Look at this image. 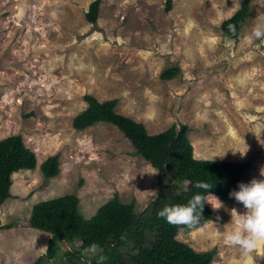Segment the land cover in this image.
<instances>
[{
    "label": "rangeland",
    "instance_id": "374dc122",
    "mask_svg": "<svg viewBox=\"0 0 264 264\" xmlns=\"http://www.w3.org/2000/svg\"><path fill=\"white\" fill-rule=\"evenodd\" d=\"M92 1L0 0V139L20 134L38 160L13 174L12 196L0 205V264H32L46 253L51 234L23 224L39 201L76 193L90 218L118 193L143 213L175 186L115 125L73 127L88 94L117 98V112L150 133L185 123L195 157L250 161L245 183L264 179V41L249 39L264 25V0L252 1L238 37L221 24L242 0H173L169 11L166 0H101L96 22L85 14ZM172 65L180 72L162 79ZM55 154L60 173L47 178L40 165ZM207 200L214 219L178 240L216 248L212 264H248L227 241L246 208L215 194ZM123 239L128 257L136 243ZM253 259L264 264V255Z\"/></svg>",
    "mask_w": 264,
    "mask_h": 264
},
{
    "label": "trees",
    "instance_id": "16d2710c",
    "mask_svg": "<svg viewBox=\"0 0 264 264\" xmlns=\"http://www.w3.org/2000/svg\"><path fill=\"white\" fill-rule=\"evenodd\" d=\"M253 0H242L234 14L221 24L223 32L238 37L252 10ZM101 0H93L86 17L96 22ZM173 7V0H166V10ZM179 65L165 68L161 73L164 80L174 78L180 72ZM88 106L75 116L74 126L83 130L97 122H108L124 133L136 149L161 173L171 172L176 180L175 186L164 189L150 202L143 213L135 210V201L124 202L118 193L105 202L97 212L87 218L80 209V199L76 193L65 194L37 202L29 219L23 224L47 231L45 254L32 264H96V258L87 254L88 246L96 242L103 247L106 260L104 264H212L217 249L199 251L190 244L178 240L180 228L168 223L157 212L165 204L187 203L199 192L208 196L215 194L221 199L233 198L229 193L238 189L240 182L250 168V161H230L226 159L197 158L194 155L189 132L191 127L177 122L158 133H150L142 121L117 112V98L100 101L88 94ZM37 155L28 147L20 134L0 139V205L12 196L13 174L21 170L35 169ZM45 177H56L60 173L59 154L51 155L40 165ZM206 180L212 187L198 189L194 183ZM180 189V190H178ZM210 205L204 203L200 223L191 231L214 219ZM155 232L150 244L145 236ZM124 237L135 241V252L127 257L124 250ZM68 245L64 249L62 245Z\"/></svg>",
    "mask_w": 264,
    "mask_h": 264
},
{
    "label": "clouds",
    "instance_id": "9594fccd",
    "mask_svg": "<svg viewBox=\"0 0 264 264\" xmlns=\"http://www.w3.org/2000/svg\"><path fill=\"white\" fill-rule=\"evenodd\" d=\"M253 38L264 41V25L257 24L253 27L249 39ZM194 187L207 190L212 185L206 180H198ZM229 195L242 202L247 211L239 217L240 227L227 233V241L240 250L248 264H255L253 255H264V179L253 178L248 183L240 182L238 189L231 191ZM216 200L218 208L221 202ZM206 201L209 202L205 195L197 192L187 203L165 204L157 215L170 224L184 226L180 228L181 231L184 228L192 229L200 223ZM87 253L96 258V264H104L106 256L100 244L91 243Z\"/></svg>",
    "mask_w": 264,
    "mask_h": 264
}]
</instances>
